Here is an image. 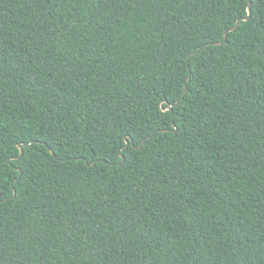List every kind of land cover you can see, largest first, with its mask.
<instances>
[{"label":"trees","instance_id":"16d2710c","mask_svg":"<svg viewBox=\"0 0 264 264\" xmlns=\"http://www.w3.org/2000/svg\"><path fill=\"white\" fill-rule=\"evenodd\" d=\"M237 12L243 0L231 12L225 0H0L2 167L15 178L0 264H264V0L243 36L186 55L220 42L218 17ZM161 92L180 98L167 127ZM17 141L35 146L16 157ZM106 143V163H83Z\"/></svg>","mask_w":264,"mask_h":264},{"label":"snow or ice","instance_id":"6c2138e0","mask_svg":"<svg viewBox=\"0 0 264 264\" xmlns=\"http://www.w3.org/2000/svg\"><path fill=\"white\" fill-rule=\"evenodd\" d=\"M225 3L228 5L229 12H231L232 10H234L236 7L240 5V0H225ZM254 4H255V0H243V7H244L243 15H240L237 12L235 15H232L231 18L218 17V19L221 21L220 44L227 43L228 40L232 37V34L236 32L238 28L241 29L239 35L243 36L244 34L243 28L251 26ZM201 39H202V44L204 45V47H200L199 50H197L196 48H193L191 53H186L190 61L194 62V57L199 58L201 53L204 52L205 47L209 49L213 47L212 38L202 37ZM193 75H194L193 68L189 66L187 68V71L185 72V79L181 80L180 84L178 85V87H180L181 89V96L185 94L187 82L192 79ZM179 99L180 98L177 97L176 101H178ZM176 101L169 103L167 96L163 92H161V101L159 102V106L154 108V112L156 113L157 118L161 121V124L163 125V127H167V124L165 123V121L172 120L173 116L175 115L173 112V108L179 106ZM160 129H161V125H157L156 129H153L152 131H148L147 139L150 140L153 135H157L160 132ZM0 135H2V133H0ZM16 144H17V150L15 152V156L21 157V158H23L24 154L26 152H29L31 148L35 146L34 142L25 144L23 141H17ZM128 146H129V142L127 140H125L123 144L114 145V147L116 148V155L121 157V160H117L115 162L116 167H119L122 165L123 153L127 150ZM134 146L137 148V150H139L142 147V145H134ZM110 147H111L110 143H106L102 146L97 145L96 148L99 149V151H95V150L92 151L89 154V159L84 160L83 163L85 165L90 164L91 167L93 168L96 166L97 163H100V164L106 163L107 161L104 155V150L105 149L110 150ZM3 148H4V145L2 142H0V199H4L3 192H2V188L4 184L10 183L13 186L15 185V178L9 177L7 169L2 167L3 161L8 160L7 157H2ZM48 150L51 151V148H49ZM81 156H83L82 153H81ZM8 162L11 163L10 161ZM73 162H75V160ZM17 175L23 176V173L18 171Z\"/></svg>","mask_w":264,"mask_h":264},{"label":"water","instance_id":"95a60500","mask_svg":"<svg viewBox=\"0 0 264 264\" xmlns=\"http://www.w3.org/2000/svg\"><path fill=\"white\" fill-rule=\"evenodd\" d=\"M213 45H220V42H215V43H213ZM185 93H186V92H185ZM184 95H185V94H184ZM178 102H179V101H178ZM178 102H177V103H178ZM123 140H124V141L127 140V137L124 136V137H123ZM127 141H128V140H127ZM128 142H129V141H128ZM49 152L51 153V155H54L52 151H49Z\"/></svg>","mask_w":264,"mask_h":264}]
</instances>
